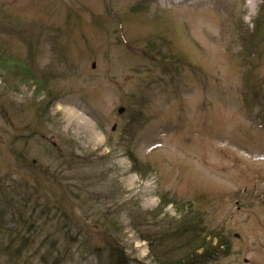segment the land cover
<instances>
[{
  "label": "rangeland",
  "instance_id": "obj_1",
  "mask_svg": "<svg viewBox=\"0 0 264 264\" xmlns=\"http://www.w3.org/2000/svg\"><path fill=\"white\" fill-rule=\"evenodd\" d=\"M9 140L74 191L18 167ZM48 147L75 157L48 160ZM10 185L31 200L5 193L14 209L0 222V264H41L49 247L59 264H98L89 246L105 255L114 237L129 259L155 264L152 238L182 214L223 238L225 253L205 264H264V0H0V186ZM73 206L89 246L57 226ZM22 209L41 212L35 226H13Z\"/></svg>",
  "mask_w": 264,
  "mask_h": 264
},
{
  "label": "trees",
  "instance_id": "obj_2",
  "mask_svg": "<svg viewBox=\"0 0 264 264\" xmlns=\"http://www.w3.org/2000/svg\"><path fill=\"white\" fill-rule=\"evenodd\" d=\"M14 139L20 138V136L13 137ZM15 140H9L8 144L9 146L12 147L11 153L16 156L13 157V162L16 161L18 163V167H21L22 165L25 166L27 171L30 168H35L37 169V173L44 170H50L52 163L48 162L47 160L40 165V160L36 158H30L28 155L24 152H17L14 147L12 146V142ZM52 147L56 148V145L51 143ZM52 147H48V151L44 150L41 154L47 156ZM52 150V149H51ZM74 151H68L67 149L58 151V153H51L50 155L47 156L48 160L55 161L56 158L62 157L64 162H67L68 159L74 158ZM71 156V157H70ZM129 159L131 160L132 163V170L135 171L136 173L140 174V170L137 169V161L134 156H131L130 154L128 155ZM81 160H85L84 157L80 158ZM149 171L152 172V169L150 166L147 164L145 165ZM94 172V170H91ZM41 177L46 178V176L50 175L51 179L53 180V183L50 184L52 187V191H58L60 190L61 192L64 193H72L74 191L73 188H70L69 186H66L65 184L60 183V179H58L55 175V173L45 175V172H40ZM19 177L17 174H15V178ZM14 178V179H15ZM21 178V177H20ZM3 189V188H2ZM0 186V222L3 220L4 213L5 212H13L14 207L12 204L14 203L12 199H6L8 198L5 193L10 191L12 194V198H17L19 201L26 204L31 200L30 197L27 198V193H21L17 194L15 191H12V186L10 185L9 187H4L3 191ZM25 196L27 199H25ZM12 202V203H11ZM167 201H163L162 203L159 204L160 207L165 206ZM22 208H25V206H22ZM63 215L62 218H64V223H57V226L60 225L61 229H65L66 233L69 234V236L65 237L63 235V238L68 242V243H73V244H79L80 242L77 241L78 237H75L74 232H76V235H82L84 239V243L89 246L86 236L84 234V228L85 225L79 222V219L75 216L76 215V210L75 206L69 207L68 209H63ZM179 211V208L177 209ZM160 209L157 210L159 212ZM26 210L22 209L19 213L18 216L11 220V223L17 227L18 225H26L27 223L32 226H35L38 221V219L42 214L41 212L37 213H30L29 215H26ZM44 213H50L48 210L42 211ZM24 214V215H23ZM147 214V213H146ZM141 217H144L143 221L146 220V216L141 215ZM193 218V217H192ZM192 218L187 217L185 214L180 215V219L175 222L181 223V227L176 226L174 227V230L171 229H166L164 232V235H160L157 240H154L152 238V241L154 242V246L156 247L155 250L160 249L162 250L161 253H154V260L155 264H204V259H208L212 255L211 252L209 251L210 246L212 245V241L216 239L219 243V245H222L223 238L221 237L220 234L214 233L212 231H206L204 225L202 224V221H198L197 224L196 222L191 223ZM25 219V220H24ZM24 220V221H23ZM63 220V219H62ZM28 229V228H27ZM210 232V233H207ZM71 234V235H70ZM143 238L148 240V234L143 233ZM17 241L18 245L15 247L13 251H11V246H8V254L9 256H19L21 255L20 252L25 246V243L27 241V238L22 236L18 239L13 240L11 243ZM117 238H111L109 239V245L107 246L106 254L103 255L98 251L100 249L97 245H90L92 251L91 254L98 260V264H131L133 260H130L128 255L126 254L125 250L122 248V246L117 242ZM199 251H202L200 254H198ZM156 255V256H155ZM195 257V259H193ZM61 257L57 256L54 251V247H49L47 251H44L41 255H39V262L41 264H59L61 262ZM136 264L138 261H135Z\"/></svg>",
  "mask_w": 264,
  "mask_h": 264
},
{
  "label": "bare ground",
  "instance_id": "obj_3",
  "mask_svg": "<svg viewBox=\"0 0 264 264\" xmlns=\"http://www.w3.org/2000/svg\"><path fill=\"white\" fill-rule=\"evenodd\" d=\"M71 113H73L72 115L73 117L78 116L75 112H71Z\"/></svg>",
  "mask_w": 264,
  "mask_h": 264
},
{
  "label": "water",
  "instance_id": "obj_4",
  "mask_svg": "<svg viewBox=\"0 0 264 264\" xmlns=\"http://www.w3.org/2000/svg\"><path fill=\"white\" fill-rule=\"evenodd\" d=\"M122 111H123V108H120V109L118 110L119 113H121Z\"/></svg>",
  "mask_w": 264,
  "mask_h": 264
}]
</instances>
